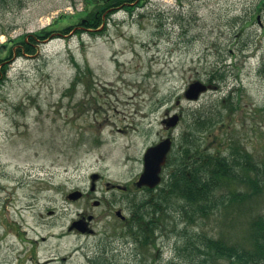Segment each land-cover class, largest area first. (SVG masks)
Segmentation results:
<instances>
[{"label":"rangeland","instance_id":"374dc122","mask_svg":"<svg viewBox=\"0 0 264 264\" xmlns=\"http://www.w3.org/2000/svg\"><path fill=\"white\" fill-rule=\"evenodd\" d=\"M115 1L0 0V264H93L96 257L164 264L182 260L176 244L201 245L202 234L249 246L252 223L264 215V186L253 192L248 183L257 170L240 166L248 180L234 186L251 190L245 202L197 223L174 213L157 232L156 247H141L123 229L114 210L131 214L127 193L106 182L131 190L147 148L167 136L161 122L168 110L182 115L177 142L196 111L206 108L215 118L220 111L200 144L228 154L232 137L252 154V165L264 166V0L110 6ZM92 13L97 26L82 25ZM46 27L35 53L4 54ZM223 64L220 88L186 99L191 83ZM231 92L238 106L232 112L221 103ZM93 173L101 176L96 199L105 205L69 200L73 189L90 190ZM134 191L137 200L148 195ZM82 211L96 215L97 235L69 232Z\"/></svg>","mask_w":264,"mask_h":264},{"label":"trees","instance_id":"16d2710c","mask_svg":"<svg viewBox=\"0 0 264 264\" xmlns=\"http://www.w3.org/2000/svg\"><path fill=\"white\" fill-rule=\"evenodd\" d=\"M135 1L137 0H116L111 2L110 6ZM81 24L96 27L98 22L92 13L87 20L81 19ZM48 33L49 28L40 33L29 34L28 40L26 37L19 39L16 45L5 51V54L11 56L15 46H18L19 51L24 48L27 53H35L36 44ZM4 63L5 61L2 67L6 65ZM4 71L5 68L0 69V77ZM260 72L264 75V61ZM226 77L227 72L217 68L209 77V82L218 83ZM221 103L222 108L230 112L238 109L231 96L224 98ZM210 109L213 110V107ZM215 112L219 113V117L222 116L220 111ZM219 117L210 116L206 108L196 111L192 123L180 134L178 142L175 143L163 183L156 190L146 189L148 195L139 200L136 199V194L132 195L128 191L125 198L128 205L125 204L131 214L123 224V229L126 226L129 234L141 247L157 246V232L162 226L165 227L173 221L174 213L181 214L180 220L186 219L188 223H197L227 205L245 202L251 190L245 191L244 188L234 186L238 180L245 182L248 180L239 169L240 166L246 170H257L256 179L248 182L251 186L249 189L253 192L263 190L264 166L256 168L258 165H252L250 163L252 154L240 147L236 139L229 138L231 144L228 155L223 151L210 153L200 144V139L213 129ZM245 184L239 186H246ZM252 224L253 233L249 246L230 244L223 239L202 234L201 245L192 242L191 247H188L184 240L182 244H176L177 254L182 260L174 257L164 264H184L183 260H187L185 262L187 264H218L221 261L222 264H264V215L255 218ZM155 261L154 258L142 264H155ZM112 262L111 258L104 261L102 257H96L93 264Z\"/></svg>","mask_w":264,"mask_h":264},{"label":"water","instance_id":"95a60500","mask_svg":"<svg viewBox=\"0 0 264 264\" xmlns=\"http://www.w3.org/2000/svg\"><path fill=\"white\" fill-rule=\"evenodd\" d=\"M209 88H213L211 85H207L206 83L202 82L201 80H196L195 82L191 83L189 88L185 92V96L189 100H197L199 97ZM216 89L217 87L214 86ZM180 115L174 114L173 116L165 119L163 122L168 126V128L176 127L180 122ZM173 146V140L171 137H167L164 140L160 141L159 143L150 146L145 155H144V168L138 181L136 182V187L142 188L144 186L149 188H155L158 184H160L162 180V171L163 167L167 163L168 154L170 153ZM98 176L94 175L93 179H96ZM118 188H122L118 185ZM80 192H74L69 195L72 199H77L80 197ZM117 215L125 219V215H123L122 210L119 209L117 211ZM81 222H74L70 229L76 227L81 231H86L83 227L79 226Z\"/></svg>","mask_w":264,"mask_h":264},{"label":"flooded vegetation","instance_id":"af4514ba","mask_svg":"<svg viewBox=\"0 0 264 264\" xmlns=\"http://www.w3.org/2000/svg\"><path fill=\"white\" fill-rule=\"evenodd\" d=\"M170 114H171V111L168 110L167 113H166V115H165V117H169ZM161 123H162V125H163V129H164L165 132L167 133V136L170 135V133L172 132V129H170V128H168L166 125H164V124H163V121H162ZM161 139H163V138H161ZM161 139H160V140H161ZM94 193H95V191H94V192H88V191L85 192V193H84V196H83V198H82V200L87 201L86 203L88 204L89 201L93 199L91 196H92ZM89 215H90L89 213H86V214H85V213H81L80 217H83V216H89ZM91 225H93V222L91 223Z\"/></svg>","mask_w":264,"mask_h":264}]
</instances>
